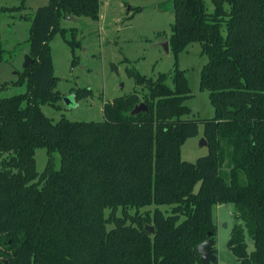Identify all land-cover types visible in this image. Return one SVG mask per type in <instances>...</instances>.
Listing matches in <instances>:
<instances>
[{
  "label": "trees",
  "instance_id": "16d2710c",
  "mask_svg": "<svg viewBox=\"0 0 264 264\" xmlns=\"http://www.w3.org/2000/svg\"><path fill=\"white\" fill-rule=\"evenodd\" d=\"M101 5L50 0L38 8L34 62L19 81L27 91L0 98V263L201 264L197 247L216 241L214 207L233 204L241 223L229 248L240 264H264V0H173L170 50L177 56L201 44L208 61L200 89L209 92L213 118H185L192 90L176 62L157 80L130 71L140 89L105 104L103 121L54 123L41 109L62 99L50 43L70 32L67 43L80 47L61 20L98 21ZM141 103L148 110L131 115ZM201 125L209 154L183 161L181 147ZM39 148L49 157L42 173ZM153 206L152 214L141 211ZM246 234L255 245L250 255Z\"/></svg>",
  "mask_w": 264,
  "mask_h": 264
},
{
  "label": "rangeland",
  "instance_id": "374dc122",
  "mask_svg": "<svg viewBox=\"0 0 264 264\" xmlns=\"http://www.w3.org/2000/svg\"><path fill=\"white\" fill-rule=\"evenodd\" d=\"M49 2L0 0V8H18L14 11L0 10V98L26 93L27 82L19 81L26 56L29 55L32 19L37 9ZM101 4L98 21L84 16L77 18L76 22L68 18L61 20L62 28L76 30L75 40L80 47L73 50L67 43L71 38L70 32L66 36L56 34L52 39L50 47L55 76L58 78L56 90L62 99L56 107L41 105L44 115L54 123L62 119L103 121L105 104L140 89L135 79L129 76L130 71L157 80L161 74L170 75L178 62L179 68L186 71L192 90L191 97L186 101L191 112L185 118H213L215 110L209 92L200 89L201 71L208 61L207 56L202 55L201 44L192 43L177 56L171 50L169 54L165 53L164 44L173 34V0H101ZM136 8H140V11H136ZM112 64L118 68V73L112 71ZM167 83L173 86L171 78ZM79 90H90L92 93L76 101L74 95ZM203 138L204 126L201 125L199 136L188 139L181 147L183 161L195 163L209 154L208 145H201ZM53 159L55 168L59 169L60 155L54 154ZM35 161L38 172L42 173L49 161L47 149H37ZM154 210L153 206L141 211L152 214ZM214 221L217 227L214 247L218 258L216 264H240L228 246L233 228L241 223L236 219L235 206L216 205ZM245 243L248 255L252 254L255 245L248 234ZM13 263L8 260L4 262Z\"/></svg>",
  "mask_w": 264,
  "mask_h": 264
},
{
  "label": "water",
  "instance_id": "95a60500",
  "mask_svg": "<svg viewBox=\"0 0 264 264\" xmlns=\"http://www.w3.org/2000/svg\"><path fill=\"white\" fill-rule=\"evenodd\" d=\"M70 20H73L74 22L77 21V18L72 17V16H68L67 17ZM164 50L166 54H169L170 52V45L169 42H165L164 44ZM33 59L30 57V55L26 56L25 59V64H24V69H26L27 67L31 66L33 64ZM111 69L113 72L118 73V68L112 64L111 65ZM147 106L144 103H141L139 105H137L134 110L132 111L131 115L135 116L138 115L142 112H146ZM202 146H207V142L206 140L203 138L202 142H201ZM146 230L150 233V234H154L155 233V228L153 226L147 225L146 226ZM216 241L215 239L211 238L205 242H203L202 244H200L197 247V252L200 255V262L201 264H216L218 261L217 255H216V251L214 250Z\"/></svg>",
  "mask_w": 264,
  "mask_h": 264
}]
</instances>
